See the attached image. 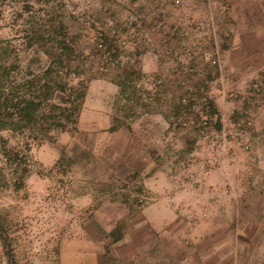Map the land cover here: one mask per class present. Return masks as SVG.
I'll return each mask as SVG.
<instances>
[{
    "label": "rangeland",
    "instance_id": "obj_1",
    "mask_svg": "<svg viewBox=\"0 0 264 264\" xmlns=\"http://www.w3.org/2000/svg\"><path fill=\"white\" fill-rule=\"evenodd\" d=\"M225 2L0 0V62L9 67L2 97L26 92L27 78L44 76L52 57L41 41L29 46L28 40L51 32L49 23L73 50L68 77L85 81L75 122L51 130L48 139L28 149L19 131L0 130V264H60L63 242L93 217L92 209L113 218L116 206L151 193L141 181L142 154L185 185L205 171L224 178L222 188L211 184L206 206L230 209L226 237L234 236L237 219L245 221L247 236L253 222L264 221V200L253 182L264 175L254 164L264 155V62L255 71L232 69ZM89 95L112 105V129L139 130L133 181L127 179V135L115 152L113 138L97 143L81 128ZM4 146L21 159H7ZM177 202L193 206L187 196Z\"/></svg>",
    "mask_w": 264,
    "mask_h": 264
},
{
    "label": "crops",
    "instance_id": "obj_2",
    "mask_svg": "<svg viewBox=\"0 0 264 264\" xmlns=\"http://www.w3.org/2000/svg\"><path fill=\"white\" fill-rule=\"evenodd\" d=\"M225 1L223 17L230 22L228 35L231 39L229 51L233 55L232 69H261L264 62L260 61L261 58L264 60V0ZM113 114L112 105H105L102 101L98 103L89 95L80 115V124L84 131L95 136L97 143L108 136L113 138L115 152L122 136L127 135L128 176L135 173L133 157L139 159L135 154L141 139L138 137L140 132L129 126L126 130L112 129ZM142 148L140 152H146ZM142 156L145 169L141 181L151 193L141 194L138 199L145 197L149 202L118 205L113 210V218L102 216L111 214L110 211L92 209L93 217L80 224L77 234L63 242L60 264L264 263L263 219L252 223L251 236H247L245 232L248 231L242 228L245 221L237 219L232 228L234 236L226 237L230 209L206 206L216 186L222 188L224 178L216 180L205 171L189 176L185 185L177 177L163 175L161 169H156L155 160ZM256 163L264 172V155L255 158ZM127 179L133 181L132 176ZM253 182L257 197L264 200V175H255ZM212 183L214 189H211ZM181 196H187L188 203L193 206L177 207ZM199 200H203V205L198 208L196 202ZM236 211L239 214L238 209ZM256 232L260 235L257 239L253 237Z\"/></svg>",
    "mask_w": 264,
    "mask_h": 264
},
{
    "label": "trees",
    "instance_id": "obj_3",
    "mask_svg": "<svg viewBox=\"0 0 264 264\" xmlns=\"http://www.w3.org/2000/svg\"><path fill=\"white\" fill-rule=\"evenodd\" d=\"M60 28H64V24H61ZM48 29L51 32L45 36L35 33L29 37V46L41 41L42 45L47 46L44 53L52 58L44 71V76L34 75L33 78L25 80L26 92L1 96L3 94L1 87L5 75L9 73V67L0 62V130L19 131L25 138L24 144L28 149L32 141L48 139L51 130L64 129L68 124L74 123V116L85 94L84 79L79 78L75 84L73 78L68 77L70 73L68 63L71 61L73 50L66 41V34L64 38L57 37L54 33L57 26L53 23H49ZM53 62L63 64L66 71L55 69ZM3 154L11 161L21 159L18 151L5 146Z\"/></svg>",
    "mask_w": 264,
    "mask_h": 264
},
{
    "label": "built area",
    "instance_id": "obj_4",
    "mask_svg": "<svg viewBox=\"0 0 264 264\" xmlns=\"http://www.w3.org/2000/svg\"><path fill=\"white\" fill-rule=\"evenodd\" d=\"M140 202H141V203H144V204H147V203L149 202V200L146 199L145 197H142V198L140 199Z\"/></svg>",
    "mask_w": 264,
    "mask_h": 264
}]
</instances>
